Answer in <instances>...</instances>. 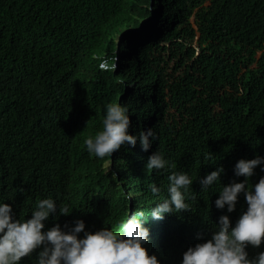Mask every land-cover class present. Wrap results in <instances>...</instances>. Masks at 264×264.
<instances>
[{
	"label": "trees",
	"instance_id": "trees-1",
	"mask_svg": "<svg viewBox=\"0 0 264 264\" xmlns=\"http://www.w3.org/2000/svg\"><path fill=\"white\" fill-rule=\"evenodd\" d=\"M203 1L0 0V202L12 206L13 219H29L48 197L57 211L43 230L77 220L85 231L120 230L143 211L145 247L161 264H182L183 255L166 259L159 242L175 239L183 216L186 226L195 216L202 227L200 243L221 215L235 225L247 209L243 193L231 213L215 200L223 185L245 179L234 173L240 159L264 156V0L198 7ZM102 59L115 61L114 71L101 70ZM111 102L129 107L130 134L154 129L150 150L137 140L104 160L89 156L84 139L100 130ZM157 150L176 166L159 180L187 171L194 181L190 208L174 220L147 213L164 191L160 184L159 196L152 194L146 168ZM221 166L220 183L202 191L199 176ZM261 177L257 166L250 183ZM39 251L20 264H35ZM246 251L249 258L264 252V240Z\"/></svg>",
	"mask_w": 264,
	"mask_h": 264
},
{
	"label": "clouds",
	"instance_id": "clouds-1",
	"mask_svg": "<svg viewBox=\"0 0 264 264\" xmlns=\"http://www.w3.org/2000/svg\"><path fill=\"white\" fill-rule=\"evenodd\" d=\"M114 62L110 64L107 59H102L98 67L114 71ZM116 83L124 85L125 82L117 80ZM130 125L127 104H106L100 130L84 139L89 156L104 160L112 157L122 146L130 144L135 147L137 140L143 150L148 151L158 139L157 133L153 128H148L133 135L129 132ZM205 158L212 159L211 156ZM111 163L112 160L103 165L102 170L106 174ZM257 166H264V156L240 159L235 164L234 173L245 179L223 185L217 191L219 197L215 205L218 209H224L227 205L228 213L235 210L240 194L243 193L247 209L235 225H232L229 215H221L211 239L200 243L202 227L198 225L195 216H190L192 224L186 226L187 218L183 216L185 219L179 220L181 226L173 227L175 229L170 233L175 239L169 243L159 242L166 251V259L183 255L182 264H264V252L249 258L246 251L248 245L259 247L264 240V177L254 185L250 183ZM175 167L160 150L153 152L146 162L149 172L167 171ZM223 171L221 166L199 178L202 191L220 183ZM168 182L167 196L158 199V203L147 212L153 218L174 220L176 216L173 213L182 216L190 208L187 201L191 198L190 189L194 181L188 172L172 171L168 175ZM161 191V187L155 183L151 185L154 196H159ZM56 211L57 201L48 197L36 202L29 219H13L12 206L5 201L0 202V264H20L22 258L30 257L37 249L40 251L36 255L35 264H161L157 255H149L145 247L150 238V228L143 222L145 212L130 214L127 220L121 221L120 230L104 227L95 232L85 231L83 220H77L71 227L66 225L62 228L57 223L43 230L45 221ZM59 212L67 215L71 211L67 206L59 205ZM81 232L84 233L83 237L79 236ZM196 236L198 243L194 246L192 239ZM177 237L180 241L174 242ZM164 264H169V261Z\"/></svg>",
	"mask_w": 264,
	"mask_h": 264
},
{
	"label": "rangeland",
	"instance_id": "rangeland-1",
	"mask_svg": "<svg viewBox=\"0 0 264 264\" xmlns=\"http://www.w3.org/2000/svg\"><path fill=\"white\" fill-rule=\"evenodd\" d=\"M209 1L210 0H204L203 2H201L199 5H198V7H204V6H207L208 4H209ZM150 150V149H149ZM149 157V156H148ZM148 157L146 158V162H147V160H148ZM164 171H161V172H156L155 170H153L151 173H152V176H153V179L155 180V182H156V185L158 186V185H160V184H162L163 186H164V191H163V193L161 194V198L162 197H165V196H167V186H168V181L166 180V181H161V180H159V178L161 177V174L163 173ZM159 174H160V176H159ZM199 178H203V177H201V176H199ZM199 180V179H198ZM199 185H201L200 184V182H199ZM186 218L188 219L189 217L188 216H186Z\"/></svg>",
	"mask_w": 264,
	"mask_h": 264
}]
</instances>
